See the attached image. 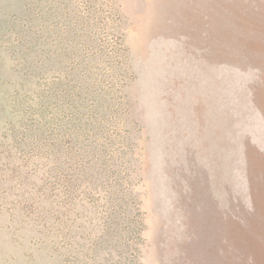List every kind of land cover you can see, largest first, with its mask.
Here are the masks:
<instances>
[{
    "label": "rangeland",
    "instance_id": "374dc122",
    "mask_svg": "<svg viewBox=\"0 0 264 264\" xmlns=\"http://www.w3.org/2000/svg\"><path fill=\"white\" fill-rule=\"evenodd\" d=\"M0 264H264V0H0Z\"/></svg>",
    "mask_w": 264,
    "mask_h": 264
}]
</instances>
